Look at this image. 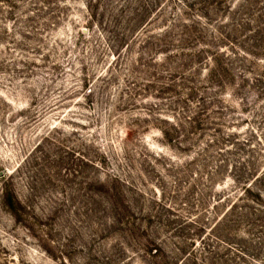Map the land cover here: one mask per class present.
<instances>
[{"label":"rangeland","instance_id":"rangeland-1","mask_svg":"<svg viewBox=\"0 0 264 264\" xmlns=\"http://www.w3.org/2000/svg\"><path fill=\"white\" fill-rule=\"evenodd\" d=\"M0 264H264V0H0Z\"/></svg>","mask_w":264,"mask_h":264}]
</instances>
